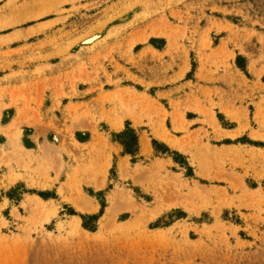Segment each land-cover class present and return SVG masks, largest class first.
<instances>
[{
  "label": "rangeland",
  "instance_id": "1",
  "mask_svg": "<svg viewBox=\"0 0 264 264\" xmlns=\"http://www.w3.org/2000/svg\"><path fill=\"white\" fill-rule=\"evenodd\" d=\"M0 264H264V0H0Z\"/></svg>",
  "mask_w": 264,
  "mask_h": 264
},
{
  "label": "trees",
  "instance_id": "2",
  "mask_svg": "<svg viewBox=\"0 0 264 264\" xmlns=\"http://www.w3.org/2000/svg\"><path fill=\"white\" fill-rule=\"evenodd\" d=\"M119 139L122 140L121 144L124 146V152L130 155H134L137 150V142L134 133L131 132H123L118 136ZM128 139V143H124L123 140Z\"/></svg>",
  "mask_w": 264,
  "mask_h": 264
},
{
  "label": "bare ground",
  "instance_id": "3",
  "mask_svg": "<svg viewBox=\"0 0 264 264\" xmlns=\"http://www.w3.org/2000/svg\"><path fill=\"white\" fill-rule=\"evenodd\" d=\"M140 143H141V146L146 148L147 147V142L143 139V138H140ZM143 151V150H142Z\"/></svg>",
  "mask_w": 264,
  "mask_h": 264
}]
</instances>
